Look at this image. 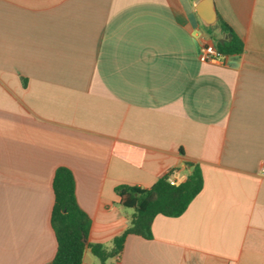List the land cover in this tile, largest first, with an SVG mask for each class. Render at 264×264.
<instances>
[{
	"label": "crops",
	"instance_id": "1",
	"mask_svg": "<svg viewBox=\"0 0 264 264\" xmlns=\"http://www.w3.org/2000/svg\"><path fill=\"white\" fill-rule=\"evenodd\" d=\"M201 0H0V264H51L57 168L75 177L91 228L129 226L119 185L204 187L151 239L130 234L107 264H264V0H213L244 44L199 59L225 34Z\"/></svg>",
	"mask_w": 264,
	"mask_h": 264
},
{
	"label": "trees",
	"instance_id": "2",
	"mask_svg": "<svg viewBox=\"0 0 264 264\" xmlns=\"http://www.w3.org/2000/svg\"><path fill=\"white\" fill-rule=\"evenodd\" d=\"M218 25L225 34H230L224 43L217 41L219 52L224 55L242 53L244 44L234 30L221 18ZM187 165L190 173L186 180L180 183L172 181L170 174H165L150 188L131 185H119L116 188L120 204L134 209V213L129 226L112 240L111 245H88L101 264H107L122 253L128 235L151 239L152 224L156 216L178 217L187 210L204 187L201 168L196 164ZM53 192L51 222L57 240V250L51 264H82L91 218L77 202L75 177L69 168H57L53 178Z\"/></svg>",
	"mask_w": 264,
	"mask_h": 264
},
{
	"label": "water",
	"instance_id": "3",
	"mask_svg": "<svg viewBox=\"0 0 264 264\" xmlns=\"http://www.w3.org/2000/svg\"><path fill=\"white\" fill-rule=\"evenodd\" d=\"M196 10L205 26L210 27L218 23V15L213 0H201L196 5ZM228 37H230V34L223 38L218 37L217 40L220 41V43H224Z\"/></svg>",
	"mask_w": 264,
	"mask_h": 264
},
{
	"label": "built area",
	"instance_id": "4",
	"mask_svg": "<svg viewBox=\"0 0 264 264\" xmlns=\"http://www.w3.org/2000/svg\"><path fill=\"white\" fill-rule=\"evenodd\" d=\"M224 54L220 53L215 44H205L199 52V59L203 62L216 63L224 59ZM261 172L264 174V162L261 166Z\"/></svg>",
	"mask_w": 264,
	"mask_h": 264
}]
</instances>
